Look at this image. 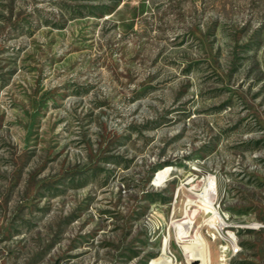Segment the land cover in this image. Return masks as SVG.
Wrapping results in <instances>:
<instances>
[{"label":"rangeland","instance_id":"374dc122","mask_svg":"<svg viewBox=\"0 0 264 264\" xmlns=\"http://www.w3.org/2000/svg\"><path fill=\"white\" fill-rule=\"evenodd\" d=\"M164 238L264 264V0H0V264H159Z\"/></svg>","mask_w":264,"mask_h":264},{"label":"built area","instance_id":"2783aa9c","mask_svg":"<svg viewBox=\"0 0 264 264\" xmlns=\"http://www.w3.org/2000/svg\"><path fill=\"white\" fill-rule=\"evenodd\" d=\"M202 198L207 202V200L203 196V192L201 194ZM214 214V212H212ZM216 214V215H215ZM215 221L213 222L212 228L216 236L224 240L225 249L231 252L232 255L239 251L238 242L234 238V233L231 231L232 225L229 221V216L227 213L219 210L215 212Z\"/></svg>","mask_w":264,"mask_h":264},{"label":"bare ground","instance_id":"6f19581e","mask_svg":"<svg viewBox=\"0 0 264 264\" xmlns=\"http://www.w3.org/2000/svg\"><path fill=\"white\" fill-rule=\"evenodd\" d=\"M165 172H166V170H165ZM215 188H216V183L214 182V180L211 179V177H208V180L206 183V188H205V195L208 198V200H210V201L214 197ZM160 252H161V259L159 261V264H173V263H171V258L168 256L167 238H164L162 240ZM197 260H198L199 264L204 263V259L202 256H199Z\"/></svg>","mask_w":264,"mask_h":264}]
</instances>
